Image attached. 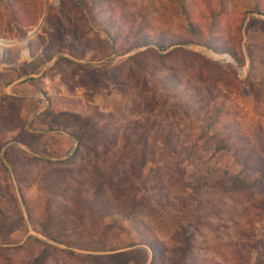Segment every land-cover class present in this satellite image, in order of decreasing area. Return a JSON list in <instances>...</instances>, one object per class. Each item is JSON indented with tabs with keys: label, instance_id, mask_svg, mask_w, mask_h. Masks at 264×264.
Segmentation results:
<instances>
[{
	"label": "rangeland",
	"instance_id": "obj_1",
	"mask_svg": "<svg viewBox=\"0 0 264 264\" xmlns=\"http://www.w3.org/2000/svg\"><path fill=\"white\" fill-rule=\"evenodd\" d=\"M210 1L228 52L125 41L193 0H0V264H264V0Z\"/></svg>",
	"mask_w": 264,
	"mask_h": 264
},
{
	"label": "trees",
	"instance_id": "obj_2",
	"mask_svg": "<svg viewBox=\"0 0 264 264\" xmlns=\"http://www.w3.org/2000/svg\"><path fill=\"white\" fill-rule=\"evenodd\" d=\"M26 1L28 0H21V5H23ZM33 2H34L33 5H37V12L34 15V17L33 18L24 17V13L23 14L21 13L20 15L21 22H24L26 25L28 24L29 26H33L37 22L39 17L42 15L43 6H44L43 0H33ZM193 5H197L199 9L197 13L194 12V10L191 9V7H189L188 10L186 9L187 8L186 6L181 7L182 15L185 17V20L187 21V24L183 29L184 34L170 36V40H168L167 44H163L165 43L164 41H166V38H164L163 35L160 34L152 35L150 34V31H148L143 27L142 17L145 15L144 13L137 14V17H140V19L137 20L135 24L133 22L134 16H132V19H128L130 22L127 19H125V26L122 28V32L125 33L124 35L125 41L127 43H131V41L133 42L132 49L139 46L140 47L147 46L152 43H153L152 45L158 47L159 50H163L167 46H172V45L180 46L183 44H196V45L209 47L218 52H228L229 49L227 47V40L224 31H226L225 30L226 28H230L231 23L227 19V15H228L227 12L226 11L219 12L217 8L211 4L210 0H199V1L193 0ZM84 7H85V12L89 11V8H91L90 4L89 3L87 4V2L84 3ZM49 11L53 13L57 12L59 14H63L64 20L66 22L70 21L69 18L67 17V14L64 12V10H62L60 6L54 7L53 5H51L49 7ZM253 13H256L258 16H264V12L262 11L256 10V12ZM8 14L11 16V20L17 23V30L23 35L22 32L23 30H21L22 27L20 26L21 22L19 20V16L17 15V10L11 8ZM54 15H58V14H54ZM110 16L111 15L108 14V19L110 18ZM89 17H90L89 22L91 23V25L93 27L94 26L97 27L99 31H103L107 35L108 30L104 28L102 23V19L104 18H102L101 16L98 17L101 20L100 23L98 18H96L97 16L95 14H90ZM57 20L59 23L58 26H63L61 19L57 18ZM132 23L137 27L139 31L143 32L141 36H138V38L135 39L132 38L133 36L130 30V26ZM108 35H110V38L111 36L113 37V34L111 32L110 33L108 32ZM59 38L61 39L62 37L59 36ZM117 43L119 45V42ZM116 46L117 45H114V47ZM129 48L131 49V47ZM129 48H126V50L124 49L122 55L129 52L130 51ZM3 56L4 55L0 53V59ZM40 65H41V61L38 58H34L30 62L23 63L18 68L19 77L27 78L36 74L40 69ZM12 81H13L12 78L9 79L6 85L7 86L10 85ZM75 142L77 144L79 143L78 137H76ZM221 147L223 149V146ZM78 151L79 149L76 148L74 149V153L77 154ZM3 154L6 155L5 152H3ZM256 169H258V167H256ZM224 175L227 176V181H226L227 183L229 184L236 183L238 185H242L241 179L229 175L227 171H224ZM259 176L261 179L264 178V170L262 169L259 170ZM261 187L264 192V187L263 186Z\"/></svg>",
	"mask_w": 264,
	"mask_h": 264
},
{
	"label": "crops",
	"instance_id": "obj_3",
	"mask_svg": "<svg viewBox=\"0 0 264 264\" xmlns=\"http://www.w3.org/2000/svg\"><path fill=\"white\" fill-rule=\"evenodd\" d=\"M67 142H65V144H67L68 142H72L71 140H69V139H67L66 140ZM75 146H76V144L75 143H70V145H69V147H66L65 148V150H68V155H70L71 154V152L72 151H74V148H75ZM63 147H59V149L61 150ZM65 150H64V152H65ZM52 159V161H55V159H53V158H51ZM61 160V159H60ZM58 161V160H57Z\"/></svg>",
	"mask_w": 264,
	"mask_h": 264
},
{
	"label": "built area",
	"instance_id": "obj_4",
	"mask_svg": "<svg viewBox=\"0 0 264 264\" xmlns=\"http://www.w3.org/2000/svg\"><path fill=\"white\" fill-rule=\"evenodd\" d=\"M222 57L220 58V59H222V58H226L227 59V56L226 55H221Z\"/></svg>",
	"mask_w": 264,
	"mask_h": 264
},
{
	"label": "water",
	"instance_id": "obj_5",
	"mask_svg": "<svg viewBox=\"0 0 264 264\" xmlns=\"http://www.w3.org/2000/svg\"><path fill=\"white\" fill-rule=\"evenodd\" d=\"M0 42L5 43V42H3V41H0Z\"/></svg>",
	"mask_w": 264,
	"mask_h": 264
}]
</instances>
